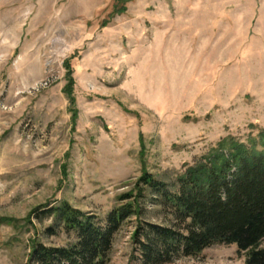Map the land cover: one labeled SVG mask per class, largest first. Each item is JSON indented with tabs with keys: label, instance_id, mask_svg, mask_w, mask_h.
<instances>
[{
	"label": "rangeland",
	"instance_id": "1",
	"mask_svg": "<svg viewBox=\"0 0 264 264\" xmlns=\"http://www.w3.org/2000/svg\"><path fill=\"white\" fill-rule=\"evenodd\" d=\"M260 130L264 0H0V264H26L34 239L73 240L28 220L35 207L66 200L103 218L143 172L177 174ZM135 224L107 264H141ZM169 264L244 255L217 243Z\"/></svg>",
	"mask_w": 264,
	"mask_h": 264
},
{
	"label": "trees",
	"instance_id": "2",
	"mask_svg": "<svg viewBox=\"0 0 264 264\" xmlns=\"http://www.w3.org/2000/svg\"><path fill=\"white\" fill-rule=\"evenodd\" d=\"M65 66L69 73L68 60ZM72 82L68 78V92ZM147 204L171 219L151 221ZM33 218L50 220L44 233L62 231L73 240L64 245L31 240L26 264H107L115 234L131 218L132 257L141 264H169L217 243L235 244L244 264H264V130L248 142L232 135L219 139L177 174L143 172L103 218L66 200L35 207L28 214Z\"/></svg>",
	"mask_w": 264,
	"mask_h": 264
}]
</instances>
